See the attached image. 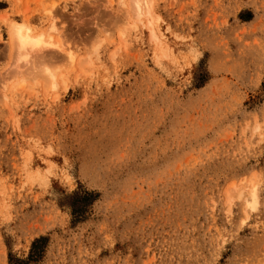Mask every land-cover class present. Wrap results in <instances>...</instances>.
I'll return each mask as SVG.
<instances>
[{
  "label": "rangeland",
  "instance_id": "rangeland-1",
  "mask_svg": "<svg viewBox=\"0 0 264 264\" xmlns=\"http://www.w3.org/2000/svg\"><path fill=\"white\" fill-rule=\"evenodd\" d=\"M144 1L0 0V264H264V0Z\"/></svg>",
  "mask_w": 264,
  "mask_h": 264
},
{
  "label": "bare ground",
  "instance_id": "bare-ground-1",
  "mask_svg": "<svg viewBox=\"0 0 264 264\" xmlns=\"http://www.w3.org/2000/svg\"><path fill=\"white\" fill-rule=\"evenodd\" d=\"M144 2V0H135L133 4L136 6L135 10L137 11L135 12H137L139 16H143L144 14L151 15L150 8L147 7ZM54 27L51 26L52 29H54ZM8 28L10 42L16 47L19 57H22L23 59H26L30 52L40 51L41 49H45V47L47 48L49 46L51 47L54 44L52 43L51 37H48L44 32L36 31L35 27L27 20L22 22L11 20L8 22ZM28 60L26 59L25 61ZM42 75L46 76L47 81L52 85L57 83V77L54 71L45 68ZM255 188H251L249 197L247 196L245 198V205L251 208H255L258 202V196Z\"/></svg>",
  "mask_w": 264,
  "mask_h": 264
}]
</instances>
